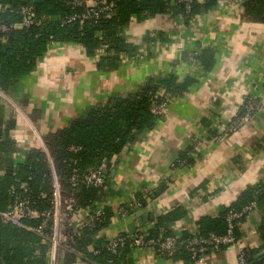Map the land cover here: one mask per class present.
<instances>
[{
  "label": "crops",
  "instance_id": "crops-1",
  "mask_svg": "<svg viewBox=\"0 0 264 264\" xmlns=\"http://www.w3.org/2000/svg\"><path fill=\"white\" fill-rule=\"evenodd\" d=\"M244 1L217 0L188 20L179 12L134 18L124 35L137 46L136 55L124 58L114 72L98 70L97 60L87 57L80 45H53L20 81L18 95L3 97L6 119L15 120L12 135L20 162L29 150L40 147L37 136L45 140L113 96L128 97L153 78L195 79L183 95L168 96L170 104L154 126L111 159L103 195L95 206L110 209L113 216L90 251L101 238L107 246L118 236L131 235L127 229L131 216L144 208L149 210L146 218L158 216L137 232L156 229L159 218L182 208L184 217L169 230L176 236L196 234L200 218L217 216L263 181L264 24L241 19ZM205 49L215 53L211 70L197 61ZM248 95L260 104L251 121L229 136L213 137L212 131H223L237 116ZM193 144L194 163L176 168L178 156ZM162 185L163 194L152 197ZM128 207L134 211L131 215ZM85 214L77 212L74 221L83 224ZM262 217L263 212L253 208L240 227L243 244L255 252L256 261L264 256ZM75 264L93 263L80 259ZM124 264L194 263L160 256L151 248H133ZM200 264H238L237 249L210 253Z\"/></svg>",
  "mask_w": 264,
  "mask_h": 264
},
{
  "label": "trees",
  "instance_id": "trees-1",
  "mask_svg": "<svg viewBox=\"0 0 264 264\" xmlns=\"http://www.w3.org/2000/svg\"><path fill=\"white\" fill-rule=\"evenodd\" d=\"M106 1L114 4L113 15L102 16L97 23L74 22L63 25L62 18L79 12L80 8H72L65 0H1L0 22L12 28L6 34H0V211L10 206L8 189L24 181L37 199L39 211L52 209L55 186L49 159L53 161L63 198L73 194L79 208H97L95 203L101 200L105 187L98 189L81 185L75 188L71 185L73 172L77 170L80 174L88 173L97 169L104 159L108 161L109 168L114 156L121 154L135 141L138 134L152 128L161 117L151 112L152 99L183 95L195 82L194 78L179 82L175 76L149 79L134 94L128 97L113 96L105 104L92 107L81 114L67 127L50 133L45 138L47 153L40 147L34 148L25 154L23 161L17 162L16 154L19 148L12 135L16 126L15 120L6 119L3 97L18 95L20 81L33 72L40 59L53 45H80L86 56L94 60L98 49L105 46L106 53L96 59L97 69L114 72L120 68L124 58L136 55L137 46L129 42L124 35L134 18H151L179 12L188 20L217 2H195L190 12L186 13L184 6L175 0ZM29 5L34 6L36 10V22L26 28L21 26L20 9ZM241 19L264 24V0H245L242 4ZM214 54L212 49H205L197 56V61L205 70H211L215 62ZM243 112L244 104L237 116ZM212 132L213 137L221 136L220 131ZM71 147L78 148V151H72ZM194 151L193 144L178 156L174 166L177 168L193 164L191 154ZM165 189L162 185L152 197H159ZM139 202L141 206L146 205L145 200L140 199ZM252 204L263 212L259 232L264 240V179L254 189L245 192L235 203L221 208L217 216L200 218L197 222V234L204 237L210 234H226L229 228V214L242 213L245 207ZM126 211L130 215L134 213L131 207ZM184 214V209L176 208L158 219L156 229L147 231L155 238L175 236L168 226L179 221ZM248 214L244 213L233 221L236 238H242L240 227ZM112 216L113 212L104 208V215L94 226L82 227L70 246L60 251L59 257L63 264H75L79 258L93 264H124L127 255L135 248L130 239L119 246L116 253H112L107 247L89 250L96 235L110 225ZM23 223L34 228L39 225L40 219H24ZM50 229L51 223L47 232H50ZM69 231L73 232L67 228V232ZM192 235L183 232L182 236H179V245L173 260L193 263L185 248V242ZM49 251V243L33 230L6 224L0 219V264H49ZM250 252L253 256L251 261L255 262V252Z\"/></svg>",
  "mask_w": 264,
  "mask_h": 264
},
{
  "label": "built area",
  "instance_id": "built-area-1",
  "mask_svg": "<svg viewBox=\"0 0 264 264\" xmlns=\"http://www.w3.org/2000/svg\"><path fill=\"white\" fill-rule=\"evenodd\" d=\"M72 8H80L79 12H74L62 18V24H70L78 22L83 24L85 22L97 23L102 16L113 15L114 4L108 3L106 0H65ZM179 5L184 6L185 12L189 13L192 5L195 2L203 0H175ZM1 9V6H0ZM22 16L21 26L29 28L36 22V10L34 6H23L20 9ZM10 26L0 22V34H6L10 30ZM106 47L98 49L96 58L103 56L106 53ZM170 98H163L158 100L157 97L152 99L150 110L156 116H162L168 105ZM244 112L242 115L235 117L236 119L228 124L221 136L223 138L233 133L240 131L253 118L255 113L260 109L258 100L253 95H248L244 99ZM40 148L47 153V146L45 140L37 136ZM72 151H78V148L71 147ZM50 167L53 173V181L55 186L52 209L49 211H39L37 207V199L34 198L32 189L27 182H20L18 185H13L8 189L10 198V206L0 211V219L15 227L26 228L33 230L46 240L50 245L49 264H58L60 261V251L68 248L73 242L74 236L84 226H94L103 215L104 209L97 207L94 209H83L77 206V202L73 194L64 197L62 196L59 187L58 177L55 174L53 161L49 159ZM108 169V161L104 159L101 165L88 173L80 174L77 170L73 172L71 177V185L73 187L85 186L86 188H104L106 186V174ZM44 197V196H40ZM254 208V204L244 208L242 213H231L228 216L229 228L226 234L217 235L210 234L209 236H200L193 234L185 242V248L191 256L194 264L203 263L206 256L210 253H216L224 248L235 247L237 249L238 264H264V259L260 262L251 261L252 254L248 246L243 244L242 238H236L234 234L233 221L241 217L244 213H249ZM85 212V222L77 223L73 217L77 212ZM24 219H40L39 225L32 228L23 223ZM51 223V231L47 232L48 226ZM67 228L73 230L72 233L67 232ZM128 239L133 243L135 248H151L158 255L172 258L179 245V236L167 237H152L147 230L143 229L130 236H118L110 240L107 244L108 250L116 253L119 246L123 245ZM81 258L78 259V261ZM77 261V262H78Z\"/></svg>",
  "mask_w": 264,
  "mask_h": 264
},
{
  "label": "water",
  "instance_id": "water-1",
  "mask_svg": "<svg viewBox=\"0 0 264 264\" xmlns=\"http://www.w3.org/2000/svg\"><path fill=\"white\" fill-rule=\"evenodd\" d=\"M1 4V0H0ZM105 174H107V171H105ZM149 213V210L147 208L141 209L137 211L135 214L131 216L132 221L128 224L127 229L131 235H134L137 232L138 228H143L149 221H154L156 217L158 216L157 214H152L149 216V218H146V214ZM94 249H102L106 247V244L103 243V239H99L95 242L94 244ZM264 259V256L261 255V258L258 260L260 262L261 260Z\"/></svg>",
  "mask_w": 264,
  "mask_h": 264
},
{
  "label": "rangeland",
  "instance_id": "rangeland-1",
  "mask_svg": "<svg viewBox=\"0 0 264 264\" xmlns=\"http://www.w3.org/2000/svg\"><path fill=\"white\" fill-rule=\"evenodd\" d=\"M7 96H5L4 98H6Z\"/></svg>",
  "mask_w": 264,
  "mask_h": 264
}]
</instances>
